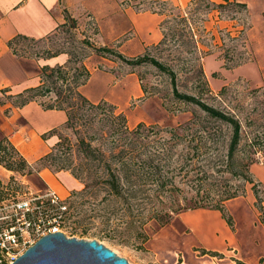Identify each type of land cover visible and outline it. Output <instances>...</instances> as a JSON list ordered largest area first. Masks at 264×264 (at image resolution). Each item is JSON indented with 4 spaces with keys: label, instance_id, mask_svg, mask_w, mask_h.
Returning <instances> with one entry per match:
<instances>
[{
    "label": "rangeland",
    "instance_id": "rangeland-1",
    "mask_svg": "<svg viewBox=\"0 0 264 264\" xmlns=\"http://www.w3.org/2000/svg\"><path fill=\"white\" fill-rule=\"evenodd\" d=\"M186 5L179 6L180 10L171 11L173 16L182 14L189 17L191 23L183 27L178 23V18L168 16L167 5L144 0L142 10L161 11L162 20L167 19L166 28H169L170 33H175L169 38L167 45H148L143 52L148 51L172 67L180 92L197 95L206 103L229 111L238 118L241 123V139L231 162L233 170H242V165L246 163L248 169L264 167V82L254 85L243 76L232 72L239 64L251 58L245 40V30L248 27L246 12L236 11L234 7H216L206 13L202 0H196L188 7ZM217 19L234 22L229 35H226L228 30L225 27H215L214 22ZM200 24L207 33L196 29ZM211 25L214 27L211 28ZM213 35L220 38L214 41ZM83 37H88L97 46H112L126 56H132L124 53L119 48V43H102L96 20L91 13L86 12L76 18V27H71V22H68L40 42L20 40L14 45V49L19 57L33 58L34 53L40 49L72 51L73 47H78L77 42ZM64 54L67 60L69 53ZM207 56L220 60L221 65L206 71L204 58ZM85 63L91 74L86 84L81 86V92L91 101L105 100L115 105L126 115L130 127L142 122L159 128H170L186 123L193 117L194 112L199 120L207 123L203 118L204 113L196 105L174 97L168 74L153 65L132 66L113 55L102 57L94 52L85 59ZM144 88L146 92L143 91ZM3 99L18 106L21 98L6 93L1 101ZM8 112L7 109L5 114ZM50 136L55 137V140L59 136H68L71 143L76 142V135L65 125ZM167 137L169 133H160L152 136V139L161 142L168 139ZM47 138L43 139L41 135L39 143H46L49 149L53 143L50 144ZM22 141L21 137L17 144L20 145ZM95 144L102 152L108 147L102 139ZM186 150L184 144L179 143L172 148L170 159L157 160L161 170L160 177L174 174V189L170 190L169 185H166L160 190L156 186L158 181L154 184L148 182L144 191L141 190L136 195H130L127 191H123L122 195L109 193L107 187L100 182L105 177L104 160L80 166L81 158L74 152L72 166H79L77 172L82 177L78 179L80 188L61 193L58 202H51L50 190L37 173L22 175V180L12 175L5 182L0 179L5 185L0 186V214L15 215L18 201L38 197L39 202L35 199L31 201L30 206L34 210L30 217L40 218L45 230L51 228L77 239H96L118 256L126 258L129 264H231L235 259L243 261L255 257L251 239L255 238L258 244L261 233L259 229L255 230L254 226L251 225L250 228L249 225L251 221L256 224L257 219L264 223V213L261 211H264V201L260 203L256 200L251 189L252 183L241 175L216 170L221 165L218 164L221 162V152L214 150L213 153L207 152L190 160L187 159ZM141 159L136 160L139 166H142ZM108 161L114 163L112 159ZM155 163L157 162L154 161ZM199 169L212 171V175L208 177L211 184L207 183V187L238 188L239 195L225 201L226 212L232 220L231 225L221 218L222 215L217 209L195 208L172 213L171 210L183 207L186 199L195 192V188H191L193 182L184 176L185 172L190 170L188 173L191 175ZM138 170H152L155 177L159 174L158 170H147L145 166ZM165 170L168 173L165 174ZM15 174L20 175L16 172ZM256 188L258 196L263 197L264 182ZM196 211L203 212V216L210 221H224L230 238L222 250L203 245L198 238V231L184 220L186 214ZM167 213H171L172 217L162 224ZM213 213H217V216ZM258 262L262 263V259Z\"/></svg>",
    "mask_w": 264,
    "mask_h": 264
},
{
    "label": "trees",
    "instance_id": "trees-1",
    "mask_svg": "<svg viewBox=\"0 0 264 264\" xmlns=\"http://www.w3.org/2000/svg\"><path fill=\"white\" fill-rule=\"evenodd\" d=\"M195 1L190 0L186 7ZM202 1L205 4L206 13L216 7H234L236 11L246 10V4L239 0H222L220 3H213L210 0ZM160 3L169 7L168 16L173 19L178 18V23L183 25V27H186L187 23H191L187 15L177 14L173 16L171 11L174 9L180 10L179 6L166 1H161ZM63 11L64 22L57 28L65 26L68 22H71V27H76V18L71 16L67 10L63 9ZM157 12L162 14L161 11ZM184 14H186V11ZM166 23L167 19H163L160 22L162 38L155 44V47L167 45L170 41L169 38L174 36L175 32L170 33L169 28H166ZM196 29L204 34L207 33L202 24L197 25ZM50 35L36 39L16 34L8 40L7 45L14 54H17L14 45L18 41L27 40L38 43ZM226 35H229L228 31ZM77 44L78 47H73L72 51L62 49H56L55 51L40 49L36 51L34 57L37 58H46L65 52L69 53V57L62 64L55 66L42 65L38 75L39 83L25 88L22 92L16 94L17 97L21 98L17 104L18 106L36 101L43 109L64 111L66 120L63 125L72 129L76 135V142L71 143L68 136H59L58 140L49 147L46 153L34 162H29L7 137H3L0 139V164L3 167L21 175H28L32 172L37 173L45 167L54 172L68 170L77 179H82L80 173L77 172L79 166H72L75 152L81 158L79 161L80 166L90 165L96 160H104L105 177H102L100 182L107 187L109 193L122 195L123 191H127L130 195H136L139 191H144V186L146 187L148 182L149 184H154L158 181L159 183L157 182L156 186L160 190L164 189L166 185H169L168 188L170 190L174 189L175 186L172 184L174 174L160 177L161 170L157 160H161L162 158L170 159L172 148L179 143H183L184 147L187 148V159L190 160L203 156L207 152L213 153L214 150L221 152L219 154V157H222L221 162L218 163L221 165H218V169L216 170L231 171L234 175H241L246 181L252 183L251 189L254 192L256 200L260 203L264 201V196L259 197L256 188L262 182L252 177L248 169V163L242 165V170H233L231 168V162L234 160L241 139V123L237 117L229 111H224L206 103L197 95L180 92L176 86L175 71L172 67L157 59L148 51L135 56H126L112 46H97L88 37L79 39ZM92 52L102 57H107L108 54L113 55L132 66L150 64L168 74L174 97L186 103L196 105L204 113L205 117L203 118L207 120V123L199 120L197 114L194 112L193 117L186 123L170 128H159L154 125H146L142 122H139L134 127H130L126 115L122 111H119L115 105L105 100L91 101L81 92V86L86 84L90 78L91 72L85 64V59ZM201 82L203 83V80ZM143 91L146 92V89L144 88ZM44 98H48L49 100L46 101ZM81 127H84V129L81 130ZM58 128L53 127L45 131L42 134V138L46 139L54 134ZM160 133H169L168 139H164L161 142L152 139V136ZM99 139L108 144V147L103 152L95 144ZM181 139L184 142L180 141ZM110 159L114 160V163L108 161ZM138 159H141L140 165L142 166L136 163ZM154 161L157 163L154 164ZM143 166L147 170L154 168L158 170L159 174L155 177L152 170L139 171L138 169ZM191 169H194V167ZM206 170L199 169L191 175L188 173L190 170L185 172L184 176L193 182L191 188L194 187L195 192L186 199L187 201L183 207L171 211L176 214L180 210L185 209H217L228 225H231L232 220L226 212L225 201L238 196L239 190L238 188L229 187L222 189H215L211 186L207 187L206 184L209 183L208 177L212 175V171ZM164 173L168 172L165 170ZM11 180H14V178L11 177ZM0 186L3 187L5 185L0 181ZM261 211L264 213L262 209ZM171 217V213H167V217L161 223H166ZM231 264L247 263L235 259Z\"/></svg>",
    "mask_w": 264,
    "mask_h": 264
},
{
    "label": "crops",
    "instance_id": "crops-1",
    "mask_svg": "<svg viewBox=\"0 0 264 264\" xmlns=\"http://www.w3.org/2000/svg\"><path fill=\"white\" fill-rule=\"evenodd\" d=\"M155 1H166L181 6L188 4L190 0ZM239 1L246 4L248 27L245 30V40L251 58L239 64L232 72L258 85L264 82V0ZM63 9L75 18H79L85 12L91 13L96 20L101 42L119 43V48L128 55L141 54L148 45L156 44L162 38L160 29L162 14L152 9L138 10L130 5L129 0H0V139L7 137L29 162H34L49 150L46 143H39V138L50 128L61 127L66 120V114L62 110L43 109L36 101L15 106L8 99L1 101V98L6 93L16 95L25 88L37 85L42 65L62 64L66 57L64 53L46 58L19 57L11 51L7 42L16 34L38 39L54 33L64 22ZM214 23L215 27H225L228 32L232 31L234 24L228 19H217ZM213 27L211 25V28ZM213 36L214 41L220 38ZM221 63L213 56L204 58L206 71L218 67ZM7 109L9 112L5 114ZM21 137L23 141L19 145L17 141ZM47 141L52 144L56 140L55 137L49 136ZM249 171L254 179L264 182V167L258 166L254 169L250 167ZM12 175L16 179L23 178L21 174L17 176L15 172L0 164L2 181H7ZM37 175L49 190L56 192L59 197V194L69 193L81 186L80 181L68 170L54 172L45 167L37 172ZM189 214L202 218V224L196 226L189 222L185 218ZM216 214L213 213L217 216ZM186 215L184 220L198 231V238L203 245L222 250L229 241L230 236L223 217L213 222L203 216V212L196 211ZM257 221L256 224L251 221L249 227L252 225L255 230H260L261 240L257 244L255 238L251 239L252 250L256 256L249 260L243 259L247 264H258L259 259H262V263L259 264H264V223L258 219Z\"/></svg>",
    "mask_w": 264,
    "mask_h": 264
},
{
    "label": "water",
    "instance_id": "water-1",
    "mask_svg": "<svg viewBox=\"0 0 264 264\" xmlns=\"http://www.w3.org/2000/svg\"><path fill=\"white\" fill-rule=\"evenodd\" d=\"M12 264H129L126 258L96 239L68 237L49 232L29 246Z\"/></svg>",
    "mask_w": 264,
    "mask_h": 264
},
{
    "label": "built area",
    "instance_id": "built-area-1",
    "mask_svg": "<svg viewBox=\"0 0 264 264\" xmlns=\"http://www.w3.org/2000/svg\"><path fill=\"white\" fill-rule=\"evenodd\" d=\"M130 5L142 10L144 0H129ZM38 197H31L30 200H20L16 203V214H0V264H12L29 246L33 245L41 236L56 231L44 229L40 218L30 217L33 212L31 201ZM59 196L56 192H49V200L58 202ZM36 205L35 208H37Z\"/></svg>",
    "mask_w": 264,
    "mask_h": 264
},
{
    "label": "bare ground",
    "instance_id": "bare-ground-1",
    "mask_svg": "<svg viewBox=\"0 0 264 264\" xmlns=\"http://www.w3.org/2000/svg\"><path fill=\"white\" fill-rule=\"evenodd\" d=\"M123 92H125V90L122 89ZM122 92V93H123ZM189 222H191L192 224L196 225V226H200L203 222V219L200 218L199 216H194V215H186L185 217Z\"/></svg>",
    "mask_w": 264,
    "mask_h": 264
}]
</instances>
